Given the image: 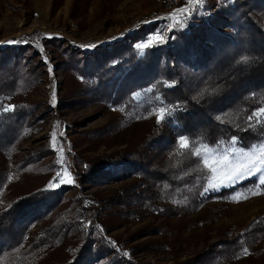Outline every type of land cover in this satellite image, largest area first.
Returning <instances> with one entry per match:
<instances>
[{
	"label": "trees",
	"instance_id": "trees-1",
	"mask_svg": "<svg viewBox=\"0 0 264 264\" xmlns=\"http://www.w3.org/2000/svg\"><path fill=\"white\" fill-rule=\"evenodd\" d=\"M197 9L194 5L190 14ZM158 27L157 23L138 25L90 53L68 46L73 59L64 62H82L83 74L98 79L95 83L84 79L73 91L82 89L94 97L109 98L114 92L115 98L130 100L135 91L154 87L153 94L159 96L167 114L129 148L91 161L75 158L81 184L99 186L131 178L114 196L91 193L90 200L69 202L67 194L73 188L45 190L44 186L1 209L0 264H144L134 263V257L149 248L120 241L112 246L99 230L110 233L114 218L194 214L205 200L229 195L248 184L206 195L210 173L192 149L200 145L214 148L236 138L237 145L247 150L264 141V122L257 123L264 116L249 120L264 109V0L215 2L205 15L191 16L184 26L175 24L163 41L149 45L144 55L137 54L134 45ZM43 40L50 53L66 49V42L59 39ZM32 50L29 45L0 48V97L10 87L25 89L20 96L25 97L38 83L47 81L44 61H36L39 52ZM115 59L116 66H111L109 61ZM62 62L55 68L64 65L68 69ZM40 109L41 105L21 99L13 110L0 115L1 153L19 144L17 132L37 122ZM181 137L189 138L187 149L179 147ZM50 151L48 147L32 151L20 169L51 157ZM151 152L155 154L147 159ZM7 174L8 170L0 169V191ZM168 195L188 204L161 206L162 197ZM40 219L47 224L36 232H25L26 225ZM263 246L264 216L236 236L217 241L201 256L175 264H235L244 249L255 251Z\"/></svg>",
	"mask_w": 264,
	"mask_h": 264
},
{
	"label": "rangeland",
	"instance_id": "rangeland-1",
	"mask_svg": "<svg viewBox=\"0 0 264 264\" xmlns=\"http://www.w3.org/2000/svg\"><path fill=\"white\" fill-rule=\"evenodd\" d=\"M28 1V4H23L21 0H0V48L29 45L32 51L38 50L36 61H44V69L48 75L47 81H41L32 90L26 91L25 97H20L25 92L21 87H10L0 97V105L11 107L12 110L21 99L41 105L37 122H29L17 132L20 137L19 144L13 143L9 151L0 152V169L8 170L6 182L0 191V210L7 208L23 194L48 186L54 180H70L53 187L73 188L67 194L66 199L69 202L76 199L90 200L91 193L102 197L114 196L119 187L131 183V178L126 181L109 180L99 186L81 184L75 158L80 156L91 161L131 147L150 129L152 123H157L159 109L164 106L159 96L153 94L154 87L135 91L130 100L115 98L114 92L109 98L106 95L94 97L89 91L90 95L85 90L81 91L82 89L73 91L78 89L77 83L84 84V79L90 83H95L98 79L83 74L86 72L82 69L84 63L64 62L67 61L64 59H73L67 48L72 45L82 54L90 53L121 39L138 25L157 23L159 27L155 32L134 45L137 54L142 56L147 48L142 50V44L151 45L163 41L177 23L170 18L171 14H165L161 10L159 0ZM215 2L220 3L221 0H203V8L186 2L179 8L186 11L179 14L178 19H183L185 15L189 18L205 15L207 8ZM194 5L198 9L191 15L188 9H193ZM157 34L162 39L149 43V38ZM50 38L66 42L63 46L66 49L58 54L50 53L51 48L45 46L43 40ZM62 61L68 64V69L64 65L55 68ZM117 61L115 59L109 63L116 66ZM4 112L0 107V115ZM54 131L55 140L52 138ZM230 142L222 143L218 146L219 149H214L219 150V154L232 152L234 147L242 149ZM47 147L53 154L51 157L20 169L19 166L29 153ZM153 154L155 152H151L146 158L153 157ZM57 173L61 176L57 177ZM247 181V185L237 187L229 195L205 200L194 214L184 213L168 218L156 214L140 219L114 218L110 233L102 228L99 231L112 246H117L116 243L120 241L126 242L130 247L140 244L149 248L146 251L141 249L134 257V263L186 262L201 256L217 241L236 236L251 221L264 216V188L260 186V194L251 195V190L257 183L256 176L243 179L239 184ZM223 189L229 188L221 187L218 191L209 190L205 194H216ZM236 194H243L238 202L232 199ZM160 202L163 207H184L188 204L187 200L183 201L175 195L162 197ZM45 224V219L29 223L25 226V232H36ZM235 264H264V246L255 251L247 250V254L244 253Z\"/></svg>",
	"mask_w": 264,
	"mask_h": 264
},
{
	"label": "snow or ice",
	"instance_id": "snow-or-ice-1",
	"mask_svg": "<svg viewBox=\"0 0 264 264\" xmlns=\"http://www.w3.org/2000/svg\"><path fill=\"white\" fill-rule=\"evenodd\" d=\"M190 4H197L199 8H203V0H188ZM185 9H177L174 11L170 18L174 20L180 26H184L187 23L189 17L184 16L183 19H178L179 14L185 13ZM191 11V9H188ZM162 37L157 34L155 37L149 38V43L152 40H161ZM13 43V42H10ZM149 44H142L140 48L143 50L148 47ZM91 47V46H87ZM51 71V69H50ZM53 106L55 104V91L53 90L52 95ZM3 111H11V107H3ZM167 114L166 109L160 108L157 123H160ZM264 116V109H261L260 112L254 113L253 116L249 117V120L256 119L258 117ZM260 119H257V123H261ZM59 125H57L58 127ZM56 133L55 131L52 134L53 140H55ZM179 147L181 149H187L189 147V138L181 137L179 138ZM223 141H221V144ZM233 146L237 143L236 138H232L230 142ZM192 154L201 157L203 160V165L208 169L210 175L207 178V186L204 188L205 192L209 190L218 191L221 187H232L235 184L239 183L243 179L256 176L257 183L254 185L253 190H251V195L260 194V186H264V142H261L258 145L250 146L249 150L244 149H235L233 148L232 152L225 151L223 154H219L217 149L209 148L207 145H200L193 147ZM229 157H232L231 159ZM61 174L57 173V177H60ZM60 182H70L54 180L46 186L45 190H50L55 186H58ZM243 194H236L232 197L233 201L238 202ZM247 198V196H243ZM244 253L247 254V249H244ZM126 255V253H125Z\"/></svg>",
	"mask_w": 264,
	"mask_h": 264
},
{
	"label": "built area",
	"instance_id": "built-area-1",
	"mask_svg": "<svg viewBox=\"0 0 264 264\" xmlns=\"http://www.w3.org/2000/svg\"><path fill=\"white\" fill-rule=\"evenodd\" d=\"M186 2H188V0H159V5H161V10H163L165 14L170 15Z\"/></svg>",
	"mask_w": 264,
	"mask_h": 264
},
{
	"label": "crops",
	"instance_id": "crops-1",
	"mask_svg": "<svg viewBox=\"0 0 264 264\" xmlns=\"http://www.w3.org/2000/svg\"><path fill=\"white\" fill-rule=\"evenodd\" d=\"M237 144V143H236ZM218 146H220V144L219 145H217V146H214V147H216L217 149H219V147ZM239 146V145H238ZM240 147V146H239ZM242 148V147H241ZM214 149V148H213ZM243 149V148H242ZM244 150H246V149H244ZM247 150H249V149H247ZM218 151V153H220V151L219 150H217ZM237 185H239V183L238 184H236L235 186H237ZM235 186H232V187H235ZM232 187H226V188H229V189H231Z\"/></svg>",
	"mask_w": 264,
	"mask_h": 264
}]
</instances>
